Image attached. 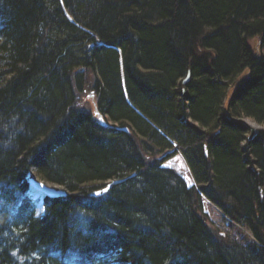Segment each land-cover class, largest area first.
Here are the masks:
<instances>
[{"label": "trees", "instance_id": "obj_1", "mask_svg": "<svg viewBox=\"0 0 264 264\" xmlns=\"http://www.w3.org/2000/svg\"><path fill=\"white\" fill-rule=\"evenodd\" d=\"M101 260L264 264V0H0V264Z\"/></svg>", "mask_w": 264, "mask_h": 264}, {"label": "rangeland", "instance_id": "obj_2", "mask_svg": "<svg viewBox=\"0 0 264 264\" xmlns=\"http://www.w3.org/2000/svg\"><path fill=\"white\" fill-rule=\"evenodd\" d=\"M249 44L251 45L252 49L254 50V52L256 54H259L260 53V48H259V40L257 38H253L249 41ZM247 75V72H245L244 74H242L239 78H243L244 76ZM232 90V85L229 86V91L231 92ZM83 102H84V105L91 109L94 117L98 120V121H102V119L100 118L99 115L96 114V105H95V98L93 96H86V94L81 97V99ZM247 123L257 129H261V126L258 125L255 121H253L252 119H249V118H246L244 119V123ZM108 124H111L110 122ZM246 125V124H245ZM164 166L165 167H170L172 169H174L177 173H179L183 179L186 181L187 185L188 186H191L193 184V180L190 176L189 178V170L187 168V165L185 163V161L183 160V158L181 157L180 154L176 155L175 157H173L172 159L168 160L167 162L164 163ZM185 167L188 171L185 170ZM37 179H41V178H38L36 177ZM37 202V205L39 203L38 200H35ZM37 205H36V208H37ZM203 209H204V212L207 214V217H208V220L211 222V223H221L224 225V222H223V219L221 217V213L219 211L218 208H216L215 206H212L208 201L204 200L203 201ZM36 212L38 214H40L42 212V208H41V211H37ZM225 227V225H224ZM234 231V232H233ZM232 231V234H234L237 238L238 237H245L243 236L244 234H246L249 238H251V234L247 231H244V230H241L239 228H236L235 230ZM98 264H109L108 261L106 260H101L100 262H98Z\"/></svg>", "mask_w": 264, "mask_h": 264}, {"label": "water", "instance_id": "obj_3", "mask_svg": "<svg viewBox=\"0 0 264 264\" xmlns=\"http://www.w3.org/2000/svg\"><path fill=\"white\" fill-rule=\"evenodd\" d=\"M188 80L189 74L182 81V83L185 84L188 82ZM245 124L249 128L248 140H251L257 134L258 129L247 124L246 122ZM123 129L127 130L126 127H124ZM26 180L29 185L30 191L32 190L34 193L39 194L41 197L58 198L66 194V191L62 187L51 184L50 182H46L45 180H39L31 172L28 173ZM121 181L122 180H114L112 183L107 185L105 190H107L112 184L119 183Z\"/></svg>", "mask_w": 264, "mask_h": 264}, {"label": "bare ground", "instance_id": "obj_4", "mask_svg": "<svg viewBox=\"0 0 264 264\" xmlns=\"http://www.w3.org/2000/svg\"><path fill=\"white\" fill-rule=\"evenodd\" d=\"M185 170L188 171V170L186 169V167H185ZM35 177H36V176H35ZM189 178H190V175H189ZM30 193H31V195H32V197H33L34 200H38V201H39L36 210H37L38 212L41 211V196H40L39 194L34 193L32 190L30 191ZM204 200H205V199H204ZM204 200H203V201H204Z\"/></svg>", "mask_w": 264, "mask_h": 264}, {"label": "snow or ice", "instance_id": "obj_5", "mask_svg": "<svg viewBox=\"0 0 264 264\" xmlns=\"http://www.w3.org/2000/svg\"><path fill=\"white\" fill-rule=\"evenodd\" d=\"M97 195H99V193H97Z\"/></svg>", "mask_w": 264, "mask_h": 264}]
</instances>
